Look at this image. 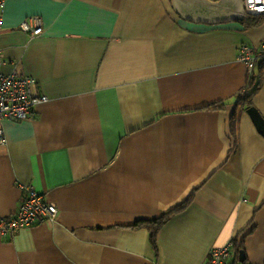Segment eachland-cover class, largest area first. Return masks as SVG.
<instances>
[{
	"label": "crops",
	"instance_id": "crops-1",
	"mask_svg": "<svg viewBox=\"0 0 264 264\" xmlns=\"http://www.w3.org/2000/svg\"><path fill=\"white\" fill-rule=\"evenodd\" d=\"M29 15L38 36L19 26ZM262 40L264 16L192 22L169 0H6L1 70L31 75L47 99L3 121L0 214L27 185L58 214L0 234V264H205L228 242L232 258L240 245L262 263L264 134L246 109L264 120V75L239 58ZM248 84L258 90L239 106ZM190 194L155 247L129 227Z\"/></svg>",
	"mask_w": 264,
	"mask_h": 264
},
{
	"label": "built area",
	"instance_id": "built-area-1",
	"mask_svg": "<svg viewBox=\"0 0 264 264\" xmlns=\"http://www.w3.org/2000/svg\"><path fill=\"white\" fill-rule=\"evenodd\" d=\"M6 0H0V27L3 20V7ZM247 14L264 15V0H243ZM20 28L30 37L42 32V20L38 15H29L20 22ZM239 58L247 64L249 76L262 64L264 75V40L257 45L245 44L240 47ZM0 57V143H5L3 121L22 120L29 116L32 108L47 99L32 91L35 79L29 74L19 75L16 72L5 74L1 70ZM58 214L57 207L47 201L31 185L22 187V194L16 210L8 215L0 214V234L16 233L25 228L35 226L44 221H53ZM231 242L219 247H212L206 257L205 264H253L232 258ZM264 264V258L262 263Z\"/></svg>",
	"mask_w": 264,
	"mask_h": 264
},
{
	"label": "water",
	"instance_id": "water-1",
	"mask_svg": "<svg viewBox=\"0 0 264 264\" xmlns=\"http://www.w3.org/2000/svg\"><path fill=\"white\" fill-rule=\"evenodd\" d=\"M171 7L181 19L207 24L243 20L247 16L243 0H169ZM256 129L264 134V120L254 106L246 109ZM239 260H245V253L239 251Z\"/></svg>",
	"mask_w": 264,
	"mask_h": 264
},
{
	"label": "trees",
	"instance_id": "trees-1",
	"mask_svg": "<svg viewBox=\"0 0 264 264\" xmlns=\"http://www.w3.org/2000/svg\"><path fill=\"white\" fill-rule=\"evenodd\" d=\"M263 16L264 15H261V14H257V15L248 14L242 20V22L245 23L247 26L256 25V24L260 23ZM257 68H258V71H260L262 69V64H259ZM247 88H248L247 93L245 94V96L242 98L241 101H238L237 105H239V106H250L251 105V103H252L251 98H252L253 94L258 90V86L252 88L251 85L248 84ZM235 112L236 111L233 112V114L230 118V131H231L232 137L234 138V141H236L235 136H236V131H237V129H236L237 117H236ZM192 198H193V194H190L188 196V198L186 200H184L181 204L174 207L170 211L162 213L161 216L154 218V219H141V220L135 221L132 225H129V227H132V228L144 227V228H146L148 230V233H149V240L152 243V245L155 247L156 246L155 245L156 236H157L160 228L163 226V224L168 220V218L172 214L183 210L188 205V203L192 200ZM241 249L242 248H240V245L236 246L235 256H236L237 260H239L238 255H239V251ZM242 262H246V261L243 260Z\"/></svg>",
	"mask_w": 264,
	"mask_h": 264
}]
</instances>
